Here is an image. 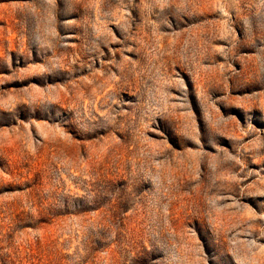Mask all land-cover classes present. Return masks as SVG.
<instances>
[{
    "label": "rangeland",
    "instance_id": "obj_1",
    "mask_svg": "<svg viewBox=\"0 0 264 264\" xmlns=\"http://www.w3.org/2000/svg\"><path fill=\"white\" fill-rule=\"evenodd\" d=\"M0 264H264V0H0Z\"/></svg>",
    "mask_w": 264,
    "mask_h": 264
}]
</instances>
